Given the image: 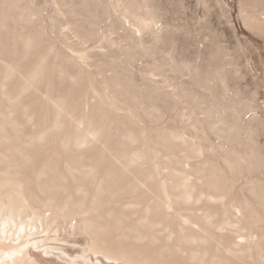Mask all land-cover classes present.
Masks as SVG:
<instances>
[{
    "label": "bare ground",
    "instance_id": "6f19581e",
    "mask_svg": "<svg viewBox=\"0 0 264 264\" xmlns=\"http://www.w3.org/2000/svg\"><path fill=\"white\" fill-rule=\"evenodd\" d=\"M0 264H264V0H0Z\"/></svg>",
    "mask_w": 264,
    "mask_h": 264
}]
</instances>
